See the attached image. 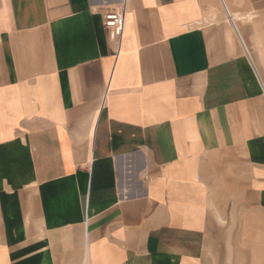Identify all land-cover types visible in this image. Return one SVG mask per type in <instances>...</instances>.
Masks as SVG:
<instances>
[{
	"label": "crops",
	"instance_id": "0c3cea01",
	"mask_svg": "<svg viewBox=\"0 0 264 264\" xmlns=\"http://www.w3.org/2000/svg\"><path fill=\"white\" fill-rule=\"evenodd\" d=\"M0 264H264V0H0Z\"/></svg>",
	"mask_w": 264,
	"mask_h": 264
},
{
	"label": "built area",
	"instance_id": "2783aa9c",
	"mask_svg": "<svg viewBox=\"0 0 264 264\" xmlns=\"http://www.w3.org/2000/svg\"><path fill=\"white\" fill-rule=\"evenodd\" d=\"M124 15L125 7L123 4L109 8L103 14V28L106 31L112 32L119 38L124 25Z\"/></svg>",
	"mask_w": 264,
	"mask_h": 264
}]
</instances>
